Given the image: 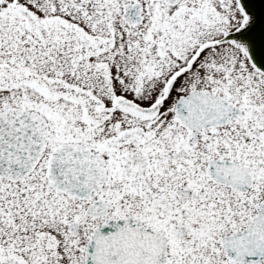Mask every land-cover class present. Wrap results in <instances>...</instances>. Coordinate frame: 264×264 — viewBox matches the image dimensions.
I'll use <instances>...</instances> for the list:
<instances>
[{
    "label": "snow or ice",
    "instance_id": "obj_1",
    "mask_svg": "<svg viewBox=\"0 0 264 264\" xmlns=\"http://www.w3.org/2000/svg\"><path fill=\"white\" fill-rule=\"evenodd\" d=\"M0 264H264V0H0Z\"/></svg>",
    "mask_w": 264,
    "mask_h": 264
}]
</instances>
